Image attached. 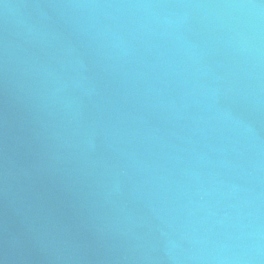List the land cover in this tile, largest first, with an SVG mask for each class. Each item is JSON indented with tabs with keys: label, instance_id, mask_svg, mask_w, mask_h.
I'll list each match as a JSON object with an SVG mask.
<instances>
[{
	"label": "water",
	"instance_id": "obj_1",
	"mask_svg": "<svg viewBox=\"0 0 264 264\" xmlns=\"http://www.w3.org/2000/svg\"><path fill=\"white\" fill-rule=\"evenodd\" d=\"M0 264H264V0H0Z\"/></svg>",
	"mask_w": 264,
	"mask_h": 264
}]
</instances>
